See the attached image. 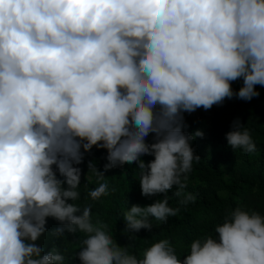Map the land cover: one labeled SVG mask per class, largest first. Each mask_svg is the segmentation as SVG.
Wrapping results in <instances>:
<instances>
[{
    "label": "clouds",
    "instance_id": "clouds-1",
    "mask_svg": "<svg viewBox=\"0 0 264 264\" xmlns=\"http://www.w3.org/2000/svg\"><path fill=\"white\" fill-rule=\"evenodd\" d=\"M257 85L264 0H0V264H67L38 243L48 218L62 225L53 238L81 234L80 264H264V215L255 211L231 210L181 259L167 239L130 254L93 221L90 204L77 203L79 165L104 149L103 171L87 164L96 187L84 199L109 195L105 173L135 163L142 196H164L128 208L123 231L135 239L152 218L166 223L180 210L169 206L173 186L180 204L196 199L184 189L200 161L191 142L203 132L186 134L183 113L251 101ZM231 129L228 146L256 151L239 119Z\"/></svg>",
    "mask_w": 264,
    "mask_h": 264
},
{
    "label": "trees",
    "instance_id": "trees-1",
    "mask_svg": "<svg viewBox=\"0 0 264 264\" xmlns=\"http://www.w3.org/2000/svg\"><path fill=\"white\" fill-rule=\"evenodd\" d=\"M242 84V80L232 82L233 91L238 92ZM255 87L260 94L251 101L234 97L225 99L222 105H214L207 111L200 108L191 114L183 113L182 130L186 134L193 135L198 130L203 132V137H195L191 142L194 154L200 157V161L193 162L184 189L185 193H191L196 199L187 205L180 204L183 197L173 196L176 190V186H173L167 193L169 206L180 210L175 217H169L166 223L152 218V231L141 229L135 239H130V234L123 231V217L128 208L132 205L148 206L164 196H142L140 172L135 163L118 166L105 173L109 195L98 201L84 199L86 193L96 187L95 176L85 180L87 164L94 161L97 169L103 171L107 163V151L104 149L94 147L85 154L84 162L79 165L82 170L79 188L82 195L77 203L81 207L90 204L93 221L99 219L108 224L109 234L114 240L120 246L129 245V253L137 257H142L151 244L167 239L176 249L177 256L183 259L189 253L193 240L216 235L215 226L222 224L231 210L240 207L264 215V87ZM236 119L250 131L256 144L254 153H245L242 149L234 151L228 146L225 137L232 130L231 125ZM153 142L154 135L150 134L146 143ZM142 159L148 163L154 157L144 156ZM58 227L62 225L48 218L47 233L38 243L44 247L45 254L54 245L66 256L67 264H80L76 253L79 251L81 234L72 235L65 231L62 238L48 235Z\"/></svg>",
    "mask_w": 264,
    "mask_h": 264
}]
</instances>
